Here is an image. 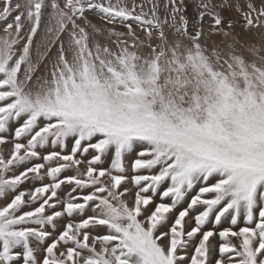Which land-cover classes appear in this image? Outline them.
Returning a JSON list of instances; mask_svg holds the SVG:
<instances>
[{
    "label": "snow or ice",
    "instance_id": "1",
    "mask_svg": "<svg viewBox=\"0 0 264 264\" xmlns=\"http://www.w3.org/2000/svg\"><path fill=\"white\" fill-rule=\"evenodd\" d=\"M0 264H264V0H0Z\"/></svg>",
    "mask_w": 264,
    "mask_h": 264
}]
</instances>
